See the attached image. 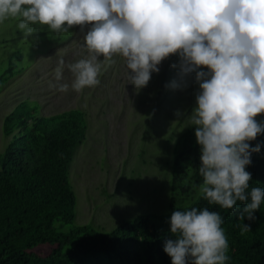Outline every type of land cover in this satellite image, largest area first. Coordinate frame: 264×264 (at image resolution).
Returning a JSON list of instances; mask_svg holds the SVG:
<instances>
[{
    "label": "clouds",
    "instance_id": "obj_1",
    "mask_svg": "<svg viewBox=\"0 0 264 264\" xmlns=\"http://www.w3.org/2000/svg\"><path fill=\"white\" fill-rule=\"evenodd\" d=\"M10 18L18 19L17 28L26 36L39 24L55 33L51 43L78 39L84 54L67 64L76 92L101 83V57L111 62L122 56L128 83L139 91L165 59L178 56V79L167 86L186 88L193 73L199 84L196 105L186 117L187 126H196L200 145L203 199L223 209L248 201L239 219H256L264 189L250 188L252 174L246 167L261 148L249 142L264 134V121L256 119L264 114V0H0V24ZM78 26L87 32L74 33ZM65 32L66 37H57ZM64 68L61 58L55 68L57 83H50L60 92L69 89L59 83ZM107 120L102 118L106 129ZM168 223L172 238L165 241L164 252L172 264L230 261L219 212L207 207L174 210ZM247 231L249 225L243 224L241 234Z\"/></svg>",
    "mask_w": 264,
    "mask_h": 264
},
{
    "label": "trees",
    "instance_id": "obj_2",
    "mask_svg": "<svg viewBox=\"0 0 264 264\" xmlns=\"http://www.w3.org/2000/svg\"><path fill=\"white\" fill-rule=\"evenodd\" d=\"M15 22L18 19L10 18L0 24L8 30L0 37V47L20 41L41 52L45 44H51L55 33L45 26L36 24V31L26 36L15 28ZM14 49L0 55V88L29 69L27 55L18 47ZM12 110L4 126L10 138L0 153V264H172L164 252L165 241L172 238L169 218L174 210L192 207H207L223 217L231 257L227 264H264V203L255 211L256 219L240 220L248 201L223 209L203 199L195 125L183 128L164 157L169 170L168 176H163L167 182L169 179L167 208L122 215L115 225L105 227L76 216L78 202L71 172L89 127L86 109L76 106L44 114L39 101L27 97ZM256 119L264 121V114ZM249 143L252 147L261 144L246 167L252 174L250 188L264 189V134ZM128 185L118 181L113 191L122 192ZM243 224L249 225L250 231L242 235ZM45 243L51 245L48 253L34 250Z\"/></svg>",
    "mask_w": 264,
    "mask_h": 264
},
{
    "label": "rangeland",
    "instance_id": "obj_3",
    "mask_svg": "<svg viewBox=\"0 0 264 264\" xmlns=\"http://www.w3.org/2000/svg\"><path fill=\"white\" fill-rule=\"evenodd\" d=\"M87 30L78 26L74 33L81 35ZM7 31L0 26V37ZM80 38L85 41L84 37ZM65 41L45 44L41 52L25 47L20 41L0 47V55L18 47L27 55L26 59L35 62L28 71L12 77L0 88V153L10 138L4 127L6 116L21 99L38 100L44 114L76 106L85 108L89 137L86 135L85 142L78 147L71 172L78 202L77 218L112 227L122 215L132 216L150 208L166 209L169 179L167 182L163 176H168L169 170L164 157L174 138L188 125L186 116L196 105L199 84L195 82V74L188 78L186 88L168 87L172 80L178 79L179 72V57L172 55L159 65V73H152L147 86L136 91L128 83L129 70L122 56L115 55L111 62L101 57V83L76 92L71 88L74 77L67 64L75 62L73 58L84 52L78 39ZM61 58L65 68L59 83L69 85L67 92L50 87V83H57L55 68ZM173 63L177 64L176 68L171 67ZM177 111L182 113L180 117ZM102 118L109 119L110 128L106 129ZM130 180L133 182L128 185ZM118 181L129 189L113 191ZM50 248L45 243L34 250L46 254Z\"/></svg>",
    "mask_w": 264,
    "mask_h": 264
}]
</instances>
